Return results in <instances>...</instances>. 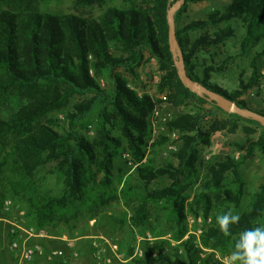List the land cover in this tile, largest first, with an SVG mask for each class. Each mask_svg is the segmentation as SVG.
Listing matches in <instances>:
<instances>
[{"label": "trees", "instance_id": "1", "mask_svg": "<svg viewBox=\"0 0 264 264\" xmlns=\"http://www.w3.org/2000/svg\"><path fill=\"white\" fill-rule=\"evenodd\" d=\"M53 1L58 0H0V175L10 162L11 172L18 178L10 183V194L26 204L31 226L39 231L68 224L94 206L122 201L131 211L135 227L145 228L151 211L158 221L166 217L172 223L171 238L180 242L186 234L183 223L187 213L198 216L200 207L204 218L212 220L200 235V245L229 255L239 233L255 227L264 214L263 185L252 194L238 224L231 226L232 236L225 237L216 223L217 215L239 208L244 195L239 169L256 151L264 153V126L225 113L208 98L197 97L183 86L168 39V11L178 0H120L124 6L107 7L97 16L80 12L94 6L103 8L106 0H72L74 13L41 10ZM213 1L222 0H185L173 14L175 42L185 75L238 107L264 116V108L255 111L242 99L255 91L264 104V0H226L221 10L208 12L205 19L182 23L190 4ZM236 20L245 31L242 54L256 50L250 59L251 75L241 76L238 88L229 92L211 81L212 74L223 71V64L215 65L212 60L199 66L198 55L213 51L211 57L217 56L234 37L230 22ZM150 58L158 62L161 75L156 87L167 102L178 107L184 100L197 101L192 113L177 115L167 124L168 132L180 134V146L171 155L174 160L162 165L145 160L148 119L155 103L134 90L139 83L138 69ZM102 79L112 88L101 87ZM61 112L65 119L62 125L56 117ZM95 112L93 135L88 137L83 131L91 126ZM217 113L225 114L228 120L202 130V122ZM242 123V141L231 142L230 152L222 160L201 162L199 148L211 145L212 133L225 130L234 134ZM252 126L262 129L257 138ZM167 141L162 133L152 148ZM124 153L130 156L131 166L125 163L131 173L119 191L113 190L114 159ZM50 165V173L63 186L59 196L41 193L35 185L37 173ZM157 181L162 187L154 188ZM193 181L199 186L187 202ZM151 233L161 237L154 228ZM30 243L46 251L38 239ZM86 245L90 254V243ZM164 245V241H156L146 249L145 258L132 264H221L211 255L199 258L200 251L191 240L180 243L183 255L177 247L168 251ZM64 252L67 257L71 253ZM58 260L52 264L71 262L68 258Z\"/></svg>", "mask_w": 264, "mask_h": 264}, {"label": "rangeland", "instance_id": "2", "mask_svg": "<svg viewBox=\"0 0 264 264\" xmlns=\"http://www.w3.org/2000/svg\"><path fill=\"white\" fill-rule=\"evenodd\" d=\"M228 1H213V2H201L197 4H190L188 6L187 13L182 19L183 24H187L191 21L198 19H205L208 12L219 9L221 10ZM124 6L120 0H106L103 8L91 7L81 10L80 13L84 15L97 16L107 7ZM43 12H50L54 14H64V13H74L76 10L72 5V0H58L46 4L41 8ZM230 25L235 30L234 37L229 39L224 46L218 51V55L211 57L213 51L209 54H199L198 62L199 66L203 64H211L212 60L215 65L223 64V71L220 73L212 74L211 81L223 89L231 92L238 88L239 80L242 76L243 78L251 75L250 59L253 56V49L250 51V55H243L240 47V43L245 31L239 21H232ZM222 27L225 24L221 25ZM220 53V54H219ZM148 57V55H147ZM242 72L244 74H242ZM91 74L93 71L91 70ZM139 83L134 87V90L138 95H148L153 99L155 106L153 108L157 109L159 112V119L157 124L153 125L154 118L153 110L150 113L148 122L150 130V138L147 140V145L145 147L146 159L154 160L155 165L165 164L169 160H174L171 156L172 153L176 152L180 146V134L177 132H168L167 124L177 115H183L186 113H192L194 107L197 105V101L194 98L189 100H184L182 104L178 107L173 106L171 103L167 102L165 94H161L157 90V81L161 75L158 62L155 58H150L148 63L138 69ZM100 85L103 88L111 89L112 85L106 79L100 80ZM185 87V86H184ZM189 90V89H188ZM193 95L200 97L195 92L189 90ZM242 99L246 100L250 107L255 111H261L264 108V104L257 96L255 91H249ZM79 98H75L74 101H78ZM206 109H210V105H205ZM222 110V109H221ZM225 112L224 110H222ZM227 113V112H225ZM59 120V124L64 123V113L56 115ZM97 113L95 112L91 118V126L88 127L84 134L88 137L93 135L94 125L96 123ZM171 118L167 122V119ZM228 120L225 114L217 113L213 117H207L201 125L202 130L208 131L210 126L217 121ZM242 125L236 130L234 134H229L227 131H217L212 133L211 145L208 147L200 146V160L201 162H207L209 160H222L230 152V143L240 142L244 139V133L242 131ZM256 131L255 138H257L262 131L257 127L252 126ZM165 133L168 141L165 145L161 147L152 148L154 141L158 140L160 135ZM173 133L176 135L173 137ZM155 152V154L152 153ZM238 156V154H236ZM129 166V165H128ZM53 167L47 166L40 170L35 178V185L38 187L41 193H48L53 196H59L62 194V183L59 182L56 176L50 173ZM130 170H128L125 160L122 157H117L114 159V170H113V181L111 188L113 190H120L123 186V182L126 176L130 175ZM240 176L244 181V195L241 199L239 208L231 210L234 213H238L239 216L245 211L247 206L251 201V196L255 193L261 186L264 185V153L256 151L254 156L247 160L239 169ZM200 177L203 176V172H200ZM230 179H233V175H229ZM18 178L13 176L11 172V163L3 169L0 175V264H14L15 259L13 255L9 252V246L13 242H22L26 235L22 230L35 228L31 225L32 219L28 215V208L20 198L11 197L10 183L17 181ZM135 180V177L132 178ZM194 182V181H193ZM198 183L194 182V187L192 188V193L190 194L187 202H191L195 190L198 188ZM162 187V183L158 181L155 182L154 188ZM6 201H10V205H5ZM188 209V208H187ZM199 215H193L189 212L186 215L185 222L183 223L186 227V234L182 241L175 242L171 238L170 226L171 222H168L166 217L161 218L159 222L157 218L153 216L150 211V216L152 217L148 223H146L145 228H137L131 223V211L122 201H111L104 206H94L91 211H83L82 215L75 221H69V223H59V225H53L48 227L44 231L47 234H55L61 236L64 240L58 241L57 243L50 242L48 244L49 249L45 251V254L52 252L54 248L57 250H68L71 252L77 251L75 246L69 248L64 245L68 240L84 238L89 240H81V246H85V241L88 242L100 241V238H106L112 241L118 247V256L115 257V264H132L134 260L145 258L146 249L148 246H152L156 241H164V248L166 250H171L174 247L178 248V253H184L183 248L180 243L184 241L191 240V244L195 248L199 249L197 254L199 258L203 259L208 255H211L213 260L220 262L221 264H227L226 258L229 255L220 254L216 250L204 249L199 242L201 233L206 229L207 226L211 224V217L204 218V215L200 212V207L197 208ZM264 221V214L261 219ZM154 228L157 233L160 232L161 237H154L151 233V229ZM37 231V230H35ZM86 237V238H85ZM44 240V238H38ZM92 239V240H91ZM99 239V240H98ZM48 240V239H45ZM88 241V242H87ZM91 247V245H90ZM129 250L132 251L131 255ZM88 249L84 251L83 249L77 251L78 258L71 260L73 264H93L94 261L91 258V253L89 254ZM111 252H106V256L114 257ZM122 258H121V256ZM130 257H132L130 259ZM56 260V259H55ZM55 260L49 262L43 257V261L40 264H52ZM33 264V262L31 263Z\"/></svg>", "mask_w": 264, "mask_h": 264}, {"label": "built area", "instance_id": "3", "mask_svg": "<svg viewBox=\"0 0 264 264\" xmlns=\"http://www.w3.org/2000/svg\"><path fill=\"white\" fill-rule=\"evenodd\" d=\"M91 73V72H90ZM154 118L153 125L157 124L159 119V112L157 109L153 110ZM171 118L167 119V122L170 121ZM176 134L173 133V137ZM122 158L127 161V165L131 166L130 163V156L128 153H124ZM11 203L10 201H6L5 205L9 206ZM23 233L26 235L24 240L22 242H13L9 246V252L13 255L15 259L14 264H31L36 257L40 258H46L47 261L51 262L55 259H61L63 261H66L68 258L70 261L78 258L77 251H71L69 256L65 254L62 250H54L48 254H45V251L43 247L37 244H31L30 241L36 240L38 238H47L44 231H35L33 228L24 229L22 230ZM64 240V239H62ZM92 240V239H91ZM99 240V239H98ZM100 241H93L90 242L91 245V258L94 261V264H115V257H119L118 254V247L115 243H113L110 240H107L106 238H100ZM71 241L68 240L67 246L69 248H72V246H69ZM72 244V243H71ZM111 252L114 254V257H108L106 256V252ZM121 256V255H120ZM122 258V256H121ZM132 257H130L131 259Z\"/></svg>", "mask_w": 264, "mask_h": 264}, {"label": "clouds", "instance_id": "4", "mask_svg": "<svg viewBox=\"0 0 264 264\" xmlns=\"http://www.w3.org/2000/svg\"><path fill=\"white\" fill-rule=\"evenodd\" d=\"M239 220V214L233 210L216 217L219 230L225 237L232 236L231 226L238 224ZM226 260L227 264H264V221L257 220L255 227L239 233Z\"/></svg>", "mask_w": 264, "mask_h": 264}, {"label": "water", "instance_id": "5", "mask_svg": "<svg viewBox=\"0 0 264 264\" xmlns=\"http://www.w3.org/2000/svg\"><path fill=\"white\" fill-rule=\"evenodd\" d=\"M184 2L185 0L176 1V3L168 11V15H167L168 27H169V30H168L169 46H170V50L173 56V60L177 67V74H178L179 80L181 81L183 86H185L187 89L195 92L200 97L208 98L210 101L214 102L220 109L224 110L225 112L229 114H235L238 116H242L245 118H250L260 123L262 126H264V116L263 115H260L248 109L238 107L235 103L231 102L230 100L226 99L225 97L217 93L207 90L205 87L195 83L194 81H192L185 75L182 57L177 47V44L175 42V26H174V19H173V14L184 4Z\"/></svg>", "mask_w": 264, "mask_h": 264}, {"label": "crops", "instance_id": "6", "mask_svg": "<svg viewBox=\"0 0 264 264\" xmlns=\"http://www.w3.org/2000/svg\"><path fill=\"white\" fill-rule=\"evenodd\" d=\"M47 238H44V240H42V239H39L38 241L39 242H42L43 243V245H44V247L46 248V250L47 249H49V246H48V244L50 243V242H52V243H57L58 241H61L63 238H61V236H56V235H49V234H47V236H46ZM86 238V237H85ZM45 239H48V240H45ZM84 238H78V239H73V240H70L71 241V243L70 244H68L69 246H72V247H74L75 246V248H76V250L78 251V249L79 250H81V249H83L84 251H86V248H87V245H86V243H85V245H86V247L85 246H81L82 244L80 243L81 242V240H83ZM64 245H66L67 246V243H65ZM50 250V249H49ZM53 251L54 250H57V248H54V249H52ZM57 261H59L58 259H56ZM42 261H43V258H40V257H36L35 259H34V261H33V264H40V263H42ZM44 262V261H43ZM70 264H73L72 262H70ZM94 264V263H93Z\"/></svg>", "mask_w": 264, "mask_h": 264}]
</instances>
